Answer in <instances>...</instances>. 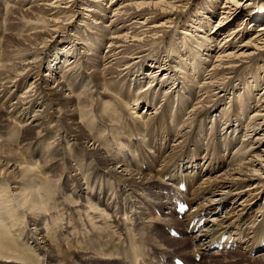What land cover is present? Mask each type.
<instances>
[{
  "label": "bare ground",
  "instance_id": "1",
  "mask_svg": "<svg viewBox=\"0 0 264 264\" xmlns=\"http://www.w3.org/2000/svg\"><path fill=\"white\" fill-rule=\"evenodd\" d=\"M39 1L43 6H39ZM87 1L90 5L86 8H95L89 10L94 14L88 26L97 30L96 37L87 35L94 43L89 48L77 42L88 40L85 37L87 29L83 31V35L78 25L79 21H83L80 18L82 14L79 7L84 4L80 0L31 1L27 5L30 6L28 11L21 9L28 0L18 2L0 0V37L5 31L9 33L0 45V87L4 88V91H0V129H5L0 130L2 131L0 132V264H37L38 261H44L46 264H63V261L68 260L69 264H158L170 263L175 257L184 258L188 264H223L222 259L212 258L211 252L217 251L214 254L221 253L225 256L233 253V248L224 247L220 251L212 247L216 240L222 239L225 235V245L233 239L231 243L236 242L238 247L243 238L250 255L263 253L264 87L260 94L258 90L264 80L259 76L262 71L264 74V0H250L253 1L254 8L246 16L247 22L252 27L258 26L257 32L247 42L242 44L236 42L237 36L239 38L241 33L247 34L249 30V26H243L241 23L245 12L240 10L239 0H227L229 6H223L224 12L221 14L223 19L218 25H211V32L208 31L211 20L207 15L211 13L204 14L203 10L208 12L209 7L216 6L218 0H213L207 8L204 7L203 10L202 7L199 8L198 15H204L192 24L194 29L191 25V29H185V33H182L184 42L177 44L174 41L171 44L172 54H165L166 58L160 57L156 50L161 46L167 47L166 37L171 36L173 32L172 29L167 31L166 25H175L171 15L181 9L180 6L185 0H162L154 3H148L146 0L142 2L110 0V7H105L103 4L108 0ZM195 4L196 0H192V7ZM17 9L29 19L27 21L19 19ZM97 9H100V12ZM110 10L112 17H108ZM141 20L142 23H139ZM153 20L166 22L164 25L160 23L153 25ZM231 27L233 28L229 30ZM241 27L240 32L234 31ZM197 33L201 36L192 39ZM160 34L162 37L159 36ZM222 36L224 39L221 44L217 45L212 41ZM106 43L112 49L109 55L101 57L98 64H92L91 60L87 59L88 52L99 50ZM180 44L183 46L179 47ZM184 44L187 45L185 53L180 51L181 47L186 46ZM202 56H205L204 60ZM167 59L169 64L165 62ZM51 62H56L59 67L56 64L52 66ZM75 64V68H70ZM61 67L65 68V73L57 78ZM91 68L92 73L87 76ZM45 69L47 74L44 73ZM78 81L84 82L87 87L81 97H76L78 94L72 95L80 89L76 85ZM218 91L224 93V97L216 95ZM240 91H244L246 96L238 95ZM10 93L11 96L12 93L14 95L21 93V95L18 102L11 106L12 112L5 113L3 108L7 105ZM84 94L87 96L83 99ZM255 94L261 95L258 96L259 99L255 98ZM161 98L165 99V103L161 102ZM89 110L94 111V118L97 121ZM252 110L254 112L250 115ZM186 115H190V123L184 122L180 126ZM230 115H233L234 121ZM44 117L46 121L43 122ZM173 118V124H169L165 131L166 140L156 143L155 148L150 147V150H155L151 161L154 157L159 159L161 148L163 152H167L169 149L167 145L170 142L179 140L182 145L180 144L178 151L170 160H167L169 156L165 158L161 165L162 169L157 170L156 176L147 175L144 172L149 170L151 172V161L145 159V152L138 137L145 139L149 128L155 126L165 128L168 121ZM27 119L29 122L25 126L23 123ZM205 120H211L215 129L208 128L209 123ZM202 122L206 130H211L209 141L213 140L210 145L206 144L209 149L211 148V152L205 155L209 172L207 178L197 185V195L193 198L201 203L184 213L187 233L183 234L184 228H182L180 238L183 240L179 241L181 245L177 247L178 242L171 238L174 237L172 235L174 225L169 222L170 219L168 220L167 217L161 220L153 219L162 222L155 227V224L149 220L143 222L142 215L147 212L146 210L150 212L149 209L165 211L159 210L154 204L162 207L167 204L165 207L169 208L175 205L173 212L177 216L180 215L175 202V200H183L180 197L183 191L179 190V185L185 184L189 189L192 184L195 186L200 181L201 175H205L206 172L203 170V164L201 165L203 158H199L203 150L201 146L204 145L202 141L208 135ZM85 124L90 130L84 127ZM148 124L152 126L149 127ZM198 125L203 126L199 131H197ZM55 127L59 128V132ZM110 127L114 128L113 131L117 136L112 135L109 131ZM53 128L52 136L45 133ZM233 132L238 133L242 139L238 134L235 138L231 137ZM42 136L43 138L59 137L58 142L54 143L57 160L50 161L55 162L51 177L50 173L42 175L39 167L32 168L33 162H28L25 156L20 157L23 150L35 152V142ZM121 137L134 139L130 145L133 151L123 153L118 150L113 158L114 147L122 145ZM66 138L72 139L73 148L63 145L61 139ZM237 140L241 143L242 150H251L249 162L244 164L245 166L240 165L237 169L213 177V171L225 167L226 154L224 156L223 154L235 146ZM151 141L154 144L155 138L149 133L148 143L150 144ZM80 152L85 157L92 158L93 167L85 175L87 184L93 183V175L99 172V167H102L107 175L103 176V180L108 190L112 179H115L127 188L138 187L134 190V194L132 191L131 194L128 193L127 198L132 199L134 196L139 198L144 195L149 199L146 201L145 199H105V191L99 192L102 182L100 177L98 182L93 184L100 198L95 199L90 194L87 200L83 190H74L75 185L81 182L84 167L79 164ZM118 156L120 160L125 158L130 166L139 168L138 171H132L136 174L131 173L124 166L125 161L122 163L118 160ZM60 160L66 165L59 163ZM145 163H148L146 169L143 168ZM74 164L77 166L75 167ZM57 168L59 170H56ZM64 168L67 170L66 175L58 173ZM186 170L193 174L188 180L183 175ZM63 177H72L67 181L70 185L68 186L70 196L66 199L70 201L67 203L60 200V204L68 213V222L73 231L80 230L81 222L71 213H78L76 207L84 199L89 205L94 202V205L105 207L101 210L104 213H109L108 211L113 213V215L107 214L109 220L102 218L101 223L98 224L93 222L95 218L89 219L94 226V237L88 234L87 238H81L76 234L74 240L68 242L66 247L64 244L66 240H61L54 235L55 233L50 232L59 225V219L53 214L56 209L45 211L46 205H53L59 201L54 200L59 198L55 195L54 183L64 180ZM157 177L162 178L159 180L161 184L159 190L156 189L155 184ZM167 177L170 181L165 180ZM79 198L82 200L77 201ZM227 203H230V208L224 212ZM123 207L130 211L122 210ZM138 209L141 210L140 214L137 212ZM21 212L27 216L26 225L21 226L23 229L19 232L15 230L11 234L12 227L20 226L24 221ZM162 212L150 214L161 218ZM41 213H43L42 217L50 220V225L47 231L44 228L40 232L36 225L41 223L35 221V216ZM221 213L222 215L219 216L218 214ZM202 219H205L204 224L197 227ZM103 221L116 226L130 225V230L124 233L122 239L119 236L121 232L113 229L116 237H120L117 242V239L110 235ZM169 223L172 229L167 230L166 227L169 225L166 224ZM25 226L27 228H24ZM147 228L158 242L163 241L161 246H155L146 240L144 235L147 233ZM134 232L139 236L137 241L129 236ZM191 233L195 235L187 242L186 236H190ZM106 238L110 240L104 242ZM82 242L84 244H81ZM101 242H104L103 248L96 249L97 244ZM57 243L61 245L60 248L51 247ZM93 250L100 252L104 258H99L100 254L94 255ZM37 252L40 254L38 260L34 258ZM247 252L242 257L246 260H240L238 257L228 263L262 264L264 262L262 256L264 254L254 260L251 256H247ZM197 253L205 256L201 263L196 262ZM69 254L73 255L71 259L68 258ZM191 254L192 257H189Z\"/></svg>",
  "mask_w": 264,
  "mask_h": 264
},
{
  "label": "rangeland",
  "instance_id": "2",
  "mask_svg": "<svg viewBox=\"0 0 264 264\" xmlns=\"http://www.w3.org/2000/svg\"><path fill=\"white\" fill-rule=\"evenodd\" d=\"M5 2L6 1H8V0H4ZM17 2L19 1V0H16ZM31 1H37V0H28V2H26V4H25V7H23V8H21L22 10L24 9V11H28V8H30V6H27V5H29L28 3L29 2H31ZM84 5H82V6H80L79 7V11L81 12V14H82V17H80V18H82V20L83 21H79V23H78V25H80V28H81V30H82V34H83V31L84 30H86L87 29V32H85V37H87L86 39H88V34H90V36H97V34H96V29L95 28H92V29H90L89 28V23H90V21L92 20V15L94 14L93 13V11H90L89 12V10H91L90 8H93V7H88V8H86L88 5H90L89 3H88V1L87 0H80ZM142 2V0H139V2ZM148 3H154L155 1L156 2H158V1H162V0H146ZM149 1H151V2H149ZM211 1H213V0H196V4H195V6L194 7H192V0H185L184 1V3L180 6L181 7V9L179 8L178 9V12L177 13H173L172 15H171V18H172V21L174 22V26H170V25H166V30L167 31H171V29H172V32H173V34L171 35V36H168V37H166V39H167V41H166V43H165V46H167V47H160V48H158L157 50H156V53H158V54H160V57H162V58H166L165 56L166 55H171L172 54V51H173V48H171V44L172 43H174V41H175V43L177 42V44H178V42H184V41H182V37H183V35H182V33L184 34L185 33V29H191L190 28V26L198 19V18H200V16L201 15H204L205 13L206 14H209V13H211V14H209V15H207V18H210L209 20H211V24H209V26H208V31L210 30V32H211V25H213V26H216V25H218L219 24V21L221 20V19H223V15H221L223 12H224V7H226V6H229V5H227V0H218V2H217V5L216 6H211V7H209V11L207 12V10H203V8L205 7V8H207V6H209V4H210V2ZM5 2H4V6H5ZM110 0H108V1H106L105 3H103L104 5H105V7H110ZM115 2V1H114ZM239 2H241V8H240V10L241 11H243V12H245V14L242 16V21H241V23H243V26H249V30H247V34H243V33H241L239 36V38H238V36L236 37L237 39H236V42H237V44L239 43V42H241V44L242 43H244V42H247L248 41V39H250V38H252V35L253 34H255V32H257V26L258 25H256V26H251V24H249V22H247L248 21V19H247V15L251 12V10H253V8H254V5L252 4L253 3V1H250V0H239ZM39 6H43L42 5V3H41V1H39ZM185 4V5H184ZM184 6V7H183ZM222 6V7H221ZM224 6V7H223ZM183 7V8H182ZM200 7H202V10L204 11L203 13L204 14H200V15H198L199 14V8ZM81 8V9H80ZM87 9V11L85 10V9ZM95 8H93V10H94ZM99 12H100V9H97ZM223 10V11H222ZM17 11H18V18L19 19H21V20H25V21H27L29 18H25L23 15H22V12H20L18 9H17ZM214 11H216L217 13H215ZM222 11V12H221ZM55 12V11H54ZM108 17H112V12H111V10L110 11H108ZM174 15V16H173ZM197 16H199V17H197ZM208 16H210V17H208ZM124 17L122 16V19H123ZM176 19V20H175ZM246 19V20H245ZM80 20V19H79ZM142 21L143 20H141V21H139V23H142ZM134 22V21H133ZM153 22H154V24L153 25H158L159 23L160 24H163L164 25V23L166 22V21H164V20H153ZM239 22V21H238ZM97 23H99V22H97ZM152 23V22H151ZM180 23V24H179ZM198 23V22H197ZM100 24V23H99ZM262 23H259V25H261ZM151 25V24H150ZM193 26V25H192ZM171 27V28H170ZM178 27V28H177ZM233 27H234V25H233ZM233 27H231V28H229V30L230 29H232ZM251 27V28H250ZM174 28V29H173ZM193 29H194V26H193ZM175 30V31H174ZM242 30V27H241V29L240 28H238V30H234V31H238V32H240ZM195 31V30H194ZM174 32H175V34H174ZM29 35L31 34V32H29L28 33ZM27 33H26V35H28ZM7 35H9V33L7 32V31H5V34H3L0 38V41H1V44L0 45H2L3 44V38H5ZM28 35V36H29ZM84 35V34H83ZM100 35V34H99ZM199 34L197 33V34H194L193 36H192V39L195 37L196 38V36H198ZM159 36H161L162 37V34H160ZM199 36H201V35H199ZM78 36H76V38H77ZM181 38V40H179ZM232 38H234V36L232 37ZM223 39H224V37L222 36V38L221 37H219V38H217V39H214V40H212L213 42H216L217 43V45H219V43L222 41L223 42ZM93 40L92 39H88L87 41H77L79 44L80 43H83V46H85V47H87V48H89V47H92V44H94L93 42H92ZM133 42H130V44H132ZM221 44V43H220ZM184 45H186V44H184ZM179 47L180 46H183V44H180V45H178ZM186 47H187V45L186 46H184V47H181L180 48V51L181 52H183V53H185V52H187L186 51ZM163 49V50H162ZM110 50H112L111 48H110V45L108 44V43H106V44H103L102 45V47H101V49H99V50H96V49H94V50H92V51H89L88 53H89V55H88V58L87 59H90L91 60V62H92V64H98V61H99V59L101 58V57H104V56H107V55H109V51ZM158 50H160V51H158ZM162 51V52H161ZM164 52V53H163ZM182 53V54H183ZM166 54V55H165ZM92 55V56H91ZM189 56V54L187 53V57ZM91 57V58H90ZM203 57V58H202ZM201 58H202V60H204V58H205V56H202ZM195 58H196V56H195ZM198 58H199V56H198ZM75 59V58H74ZM73 59V60H74ZM96 60V61H95ZM201 60V59H200ZM201 60V61H202ZM81 62H82V60H80ZM169 60L167 59L165 62H167L166 64H169L170 62H168ZM96 62V63H95ZM52 66L53 65H55L56 64V62H51L50 63ZM62 64V63H61ZM61 64H60V66H61ZM56 66H57V64H56ZM57 67H59V66H57ZM76 67V64L75 65H72L70 68H75ZM90 71V73L89 74H87V76H90V74L92 73V68L89 70ZM46 72V74H47V70L45 69V71H44V73ZM261 72V71H260ZM65 73V68H63V67H61L60 69H59V75L57 76V78H60L61 76H63V74ZM263 73V71L260 73V75L259 76H262L263 77V79H264V74H262ZM86 74V73H85ZM3 78V77H2ZM80 78V77H79ZM52 85H54V83L52 84ZM76 85H78L79 87H80V89L79 90H77L78 92H75V93H73L72 95L73 96H75V95H77L76 97H81L82 96V93L86 90L85 88H87L85 85H84V82H82V81H78L77 83H76ZM263 87H264V80L262 81V87H259V90H258V93L260 94L261 92H263ZM24 90V89H23ZM81 90H82V92H81ZM0 91H4V88H2V87H0ZM71 91H72V88H71ZM240 92H241V94H240ZM239 93H238V95H240V96H242V97H244V96H246L244 93V91H240ZM243 92V93H242ZM173 93H170V95H172ZM259 94H255V98L257 99H259V97L261 96V95H259ZM12 95L13 96H11V93L9 94V96H8V98H7V102H6V104L7 105H5V107L3 108L4 109V112L5 113H10V112H12V108H11V106H13V104L15 105V103H17L18 102V99H19V97H20V95H21V93H17V94H13L12 93ZM216 95H219V96H221V97H224V93H221L220 91H218L217 93H216ZM87 96V94H84L83 95V99L85 98ZM259 96V97H258ZM2 103H3V100L1 101ZM161 102H163V103H165V99L164 98H161ZM160 102V103H161ZM143 108V107H142ZM141 108V110H143ZM229 108V106L227 107V109ZM174 109V108H173ZM177 109V107H175V110ZM231 109V108H230ZM255 110V109H254ZM254 110H252V112H250V115H252L253 114V112H254ZM89 112L91 113V116L94 118L95 117V114H94V111L92 110H89ZM88 112V113H89ZM173 112H175V111H173ZM175 115V114H174ZM173 115V116H174ZM230 116H232V121H234L233 120V115H230ZM189 117H190V115H186V116H184V118L182 119V122H181V124H180V126H182L183 125V123L184 122H186V123H190V121H191V119H189ZM191 118V117H190ZM46 118L44 117L43 119H42V121L44 122V121H46L45 120ZM96 121H97V119L96 118H94ZM205 121H207L208 123H209V127L208 128H211L212 127V122H210L211 120H205ZM246 121V120H245ZM28 122H29V119H27L23 124L26 126L27 124H28ZM87 122V121H86ZM173 122H174V118L171 120V121H168V123L166 124V126H165V128H162V127H153V128H149L148 129V131L149 132H147L146 134H145V139H142V138H139L138 137V140H140L139 141V143L141 142L142 144V146H143V149H144V152H145V156H146V158L145 159H147L148 161H151L152 160V154H154L153 152L155 151H153V150H150V147H153V148H155L156 146H155V144L156 143H161L162 141L164 142L165 140H166V136H165V131H166V129H168V126H169V124H173ZM87 124H88V122H87ZM202 124H203V126H204V130L207 132V138H205L203 141H202V143L204 144L203 146H201V147H203V150L201 151V156H199V158H203V160H201V165L203 166V170L205 171L206 170V172H205V175H201V177H200V181L199 182H197L196 184H195V186H193V184H192V182H191V187L189 188V189H187L186 191H183V194H182V196L189 202V200H191L190 202H189V204L191 205V203H192V205H191V210H192V208L194 209V208H196L198 205H199V203H201L200 201H198V200H193V198H195V196L197 195V191H196V188H197V185L199 184V183H201L205 178H207L206 177V175H207V173L209 172L208 170H209V166H207V158H206V154L207 153H210L211 151H210V149L206 146V144L208 145H210L211 144V142L213 141H209V131H211V130H206L205 129V125H204V123L202 122ZM86 126V127H85ZM148 126L149 127H151L152 126V124H148ZM180 126H178V127H180ZM203 126H201V125H198V127H197V131H199L200 130V128H202ZM84 127L85 128H87L88 126L85 124L84 125ZM135 127H137L136 125H135ZM89 128V127H88ZM87 128V129H88ZM213 129H215V127H212ZM217 128V127H216ZM55 129H56V131L57 132H59V128L58 127H55ZM0 130H5V129H0ZM89 130H90V128H89ZM114 130V128L113 127H110V129H109V131L112 133V135H114V136H117V134L113 131ZM1 133H2V131H0ZM46 134H49V136H52L53 135V133H54V128L53 129H51V130H48L47 132H45ZM149 133H150V135H152L154 138H155V142H154V144H153V142L151 141L150 142V144H152V145H150L149 143H148V136H149ZM22 134L24 135V130L22 131ZM58 134V136H60L59 135V133H57ZM233 134V136H231V137H233V138H235L236 136H237V134H235V132H233L232 133ZM38 135V134H37ZM238 136H239V138L240 139H242L241 137H240V135L238 134ZM137 138V137H136ZM152 138V137H151ZM58 140H59V137H54V138H51V137H47V138H43V136L40 138V139H38L36 142H35V146H36V151L35 152H32V151H28V152H26V151H22L21 153L22 154H20V157H26V159H27V161L28 162H33L32 163V165H31V167L32 168H36V167H39L40 169H41V174L42 175H48V173H50L49 174V176L51 175H53V170H54V168H55V162H56V160H57V158H56V156H55V154H54V152H55V145H54V143L56 144L57 142H58ZM72 140V139H71ZM71 140H70V138H66V139H64V140H62L61 139V141H62V143H63V145L65 146V147H70V148H73L74 147V145H72L73 143L71 142ZM120 140H121V146L120 147H114V149H113V158H114V156L117 154V152H118V150H120L121 152H126V151H128V152H131V151H133V148H131V141H134V139H132V138H129V139H123L122 137L120 138ZM238 141V140H237ZM92 142H93V144H95V142L92 140ZM50 143V144H49ZM110 142L108 141V144H109ZM240 142L238 141L237 142V144L235 145V146H233V147H231V149L230 150H227L224 154H223V156L226 154V157H225V163L226 164H224V166L225 167H222V168H220L219 170H216V171H213V177L214 176H220V175H222L223 173H228V172H230V170H232V169H234V168H238V167H240V165H242V166H245L244 164H246V163H248L249 162V154L251 153L252 154V152H251V150L250 151H247V149H243L242 150V145H241V143L239 144ZM180 144L182 145V142H180L179 140L178 141H175V142H170L169 143V145H167V147H169V149H168V151L167 152H163L162 151V148H161V150H160V154H159V159H156L155 157H154V159H153V161H151L150 162V164H151V167H152V170H151V172H150V170H149V172L148 171H145L144 173L145 174H147V175H151V176H156L155 174H156V172H157V174H158V171L157 170H161L162 169V167H161V165H162V163H163V161L165 160V158H167V156H169L168 158H167V160H170L175 154L174 153H176L177 151H178V149H179V146H180ZM38 145H40V146H38ZM205 146H206V148H205ZM44 148H46V149H44ZM157 148H158V146H157ZM241 148V149H240ZM22 149H23V147H22ZM239 151H238V150ZM50 150H51V152H50ZM210 151V152H209ZM246 151H247V154H246ZM198 152V151H197ZM82 152H80V156H79V164H81V165H83L84 167H83V173H85L84 175H83V173L81 174V182L80 183H78L77 185H75V187H74V190H76V191H80V190H83L84 191V194H85V198H87V200H89L88 199V195H90V194H92L93 195V198H95V199H99L100 198V196H99V193L97 194V189H94L93 188V184H95V183H97L98 182V180H99V178L100 177H102V182H101V187H100V190H99V192L102 190V191H105V199H109V200H144L145 199V201L146 200H148L149 199V197H145L144 195L143 196H141V197H133L132 199L131 198H127V195H128V193L129 194H131V191H132V193L134 194V190H137L138 189V187H125V186H123L121 183H118V181L117 180H115V179H112V181H111V185H110V190H108L107 189V187H106V184H105V181L103 180V176H107L106 175V173H105V170L102 168V167H99V172L98 173H95L94 175H93V179H94V181H93V183L91 184V185H89V184H87L86 183V181H85V175L89 172V169H92V167H93V165H92V162H91V159L92 158H87V157H85L84 156V154H81ZM127 153V152H126ZM236 153V154H235ZM22 155V156H21ZM161 155H162V158H161ZM243 155V156H242ZM246 155V156H245ZM46 157V158H45ZM238 157V158H237ZM244 157V158H243ZM247 157V158H246ZM56 158V159H55ZM116 158V157H115ZM251 158V157H250ZM44 159V160H43ZM53 159V160H52ZM43 160V161H42ZM118 160H120V158H119V156H118ZM166 160V161H167ZM44 163H42V162ZM52 161H55V162H53V163H51ZM120 161H122V163H124V161H125V163L126 164H124V166L127 168V169H129L130 171H131V173H133L132 171L133 170H135V171H138L139 170V168H134V167H132V166H130L129 164H127V163H129L125 158H124V160H120ZM35 162V163H34ZM47 162H48V164L50 163V164H52V165H48L47 164ZM59 163H61V164H63V165H66L62 160H60V161H58ZM38 163V164H37ZM46 163V164H45ZM190 163V162H189ZM35 165V167H34V165ZM147 164L148 163H145V164H143V168L144 169H146V167H147ZM234 165V166H233ZM74 166L76 167L77 165L76 164H74ZM47 167V168H46ZM133 168V169H132ZM77 169V168H76ZM56 170H59L58 168L56 169ZM85 170V171H84ZM189 170V169H188ZM188 170H186V171H184V173H183V175L187 178V179H189L192 175V173H189L188 172ZM144 171V170H143ZM142 171V172H143ZM44 172V173H43ZM66 172H67V170L64 168V169H61L60 170V172H58V173H62V174H65L66 175ZM147 172V173H146ZM135 173V172H134ZM133 173V174H134ZM136 174V173H135ZM64 175V176H65ZM163 175V174H162ZM50 176V177H51ZM136 176V175H135ZM140 176V175H139ZM55 178V177H54ZM53 178V183H54V181H55V179ZM64 178V177H63ZM70 179H72V177H66V178H64V180L62 179V180H60L59 181V183H57V182H55L54 184L56 185V194L55 195H57L59 198H57V199H54V200H59L58 202H55L53 205H46L45 206V211L46 210H52V209H56V210H54V212H53V214L55 215V217H57L58 219H59V225L58 226H56V228H53L54 230H52V231H50L51 233H55L54 235L55 236H57V237H60V239L61 240H66L65 242H64V244H66L65 245V247L67 246V244H68V242H71V241H73L74 240V238H75V236H76V234L77 235H79L81 238H83V237H88L87 235L89 234V235H93V237H94V234H95V231H94V226H93V224H92V222L89 220V219H92V218H95L94 220L95 221H93L94 223H96V224H98V223H101V220H102V218H106L107 220H109L108 219V217H107V214H111V215H113V213L111 212V211H108L109 213H104L103 211H101V210H103L105 207H103V206H97V205H94V202H91L90 203V205L88 204V202H86L85 200L86 199H84L83 200V202L81 203H79L78 205H77V207H76V209H77V211H78V213L77 212H74V213H71V215L75 218V219H80V222H81V228H80V230L79 229H77V231H73V229H72V226H71V224L68 222V213L66 212V210H64L63 208L64 207H62L61 206V204H60V200H64L65 202H67V203H69V201L70 200H68V199H66L68 196H70V193L68 192V186L70 187V185H68V180H70ZM160 179H162L161 177H157V182H155V184H156V189L157 190H159V187H160V182H159V180ZM171 179V178H170ZM165 180L166 181H170L169 180V178L167 177V178H165ZM196 182V181H195ZM88 186V187H87ZM121 186V187H120ZM87 187V188H86ZM124 190H123V189ZM127 190V191H126ZM84 196V195H83ZM63 197V198H62ZM82 198V197H81ZM81 198H79L77 201H81L82 199ZM142 198V199H141ZM191 198V199H190ZM77 199V198H76ZM152 200H155V198L153 199L152 198ZM151 201V200H150ZM151 202H153V201H151ZM150 202V203H151ZM154 203V202H153ZM60 205V206H59ZM154 205H156L157 207H158V209L159 210H165L164 212H162V216H161V218L160 217H158V216H154V215H152L154 212L156 213H158V214H161V212H158V211H154V210H152V209H149V211L150 212H148V210H146L147 212H145L143 215H142V217L144 218L143 219V222H145V220H149V221H151V222H153L154 224H155V227L156 226H158V224L159 223H162V222H156V221H153V219H158V220H161V219H163L164 217H167L168 218V220H169V222L171 221V223H172V225H174V226H172L171 225V223H169V224H166V225H169V226H172V228H176V229H180V230H178L179 232H181V230H182V228H184V232L182 231V233L183 234H186L187 233V230H186V221L184 222V218L183 217H181V216H177V215H175V213L173 212V207H175V205H173L172 206V208H169V207H165V206H167V204L164 206V207H162V206H159L158 204H154ZM227 206V207H226ZM226 206L224 207V209H223V211L225 212V210H229L228 208H230V203H227L226 204ZM140 207V206H139ZM162 207V208H161ZM57 208H59V209H57ZM82 210H81V209ZM141 208V207H140ZM125 209H128V208H125V207H123V209L122 210H125ZM107 210V209H106ZM129 210V209H128ZM191 210H189V211H191ZM44 211V212H45ZM88 211V212H87ZM130 211V210H129ZM141 210H137V212L139 213ZM188 211V212H189ZM223 211H222V213H223ZM43 212V213H44ZM166 212H167V214H166ZM22 214H23V216H24V212H21ZM43 213H41V214H37L36 216H35V221H38V222H40L41 224L40 225H36V227H37V229L38 230H40V232H41V229H44L45 228V230L47 231L48 230V228H49V225H50V220H48V219H46V218H44V217H42L43 216ZM81 213V214H80ZM150 213H152V214H150ZM222 213L221 214H218L219 216H221L222 215ZM84 214V215H83ZM140 214V213H139ZM89 215V216H88ZM91 216H93V217H91ZM98 216H101V217H98ZM80 217V218H79ZM90 217V218H89ZM146 218V219H145ZM61 219V220H60ZM24 221L22 222V224L20 225V226H17V227H12V229H11V234L16 230H18V232H19V230L20 229H23V228H21V226L23 227L24 225H26V221H27V216H24V219H23ZM48 221V222H47ZM126 223H127V221H126ZM103 224L107 227V229H108V232L110 233V235H112L114 238H116L117 239V242H118V239L120 238H118V237H116V234H115V232L113 231V229H115V230H117V231H120L121 232V234L119 235V236H121V238L123 239L124 238V233L125 232H127L128 230H130V225H122V224H120L119 226H116L115 224H113V225H111L110 224V222L109 223H106V221H103ZM108 224V225H107ZM164 224V223H163ZM83 225V226H82ZM245 225V224H244ZM99 226H100V224H99ZM168 226V227H169ZM168 227H166V229L168 230ZM14 228V229H13ZM24 228H27L26 226L24 227ZM87 228V229H86ZM112 228V229H111ZM86 229V230H85ZM156 229V228H155ZM82 230V231H81ZM148 230V228L146 229V232L147 233H145V238H146V240H149L152 244H154L155 246H161V244L163 243V241H162V243H160V242H158L154 237H152V235L147 231ZM157 231H160V230H158V229H156ZM89 232V233H88ZM161 232V231H160ZM75 235H74V234ZM61 234V235H60ZM133 234V235H132ZM86 235V236H85ZM166 235V234H165ZM188 235V234H187ZM195 235V233H191V235L190 236H186V241L188 242V240H190V239H192V237ZM230 235H231V233H230ZM131 238H135L136 240H134V241H137L138 240V238H139V236H138V234L137 233H131L130 235H129ZM12 237H13V235H12ZM14 238V237H13ZM65 238V239H64ZM155 240H154V239ZM171 238H173L174 240H176V242H178L176 245H177V247H179L180 245H181V243L179 242V241H181V240H183V239H181V238H174V237H171ZM68 239V240H67ZM110 240V238H106L105 240H104V242H106V241H109ZM125 241L127 242V239H125ZM104 242H101V243H99V244H97V248L96 249H98V250H100L101 248H103V243ZM81 244H84L83 242L81 243ZM165 244V243H164ZM54 246H56V248H60L61 247V245L59 244V243H57V244H55V245H51V247H53V248H55ZM58 246V247H57ZM168 247H170V245H167ZM100 248V249H99ZM170 248H172V247H170ZM91 250L90 248H87V250ZM94 252H92V253H94V255H98V254H100V252H96L95 250H93ZM168 251H170V250H168ZM248 251V247H247V245H246V243H243V244H241L240 245V247L238 248V249H236V250H234L233 251V253H229V254H227L226 256H228L227 258V261H225L226 260V256L225 255H223V254H219V253H217V254H214V252H217V251H212L211 252V256H212V258H214V257H216V258H218V259H222L223 260V264H232V263H228L230 260L231 261H235L236 259H238V257H239V259L241 260H246L245 258H242V257H244L243 255H246V252ZM235 252V253H234ZM248 253V252H247ZM262 254H264V252L262 253V252H260V253H258V254H256V255H254L255 256V258H253L254 256L251 254H249L248 253V255L247 256H251V258L252 259H256V257H258V256H260V255H262ZM36 256H37V258H36ZM57 256V255H56ZM72 256L73 255H71V254H69L68 255V258L69 259H71L72 258ZM262 256H264V255H262ZM58 258H60L59 256H57ZM99 258H104V256H102L101 254L98 256ZM189 257H192V254L189 256ZM241 257V258H240ZM36 260H38V259H40V254L37 252L36 253V255H35V257H34ZM205 258V256H203L202 255V253H201V258L200 259H197V263H201V261L203 260ZM2 259V258H1ZM233 259V260H232ZM252 259H248L249 261H251ZM192 261H193V259H192ZM224 262H226V263H224ZM37 264H46L44 261L42 262V261H38V263ZM54 264V263H53ZM59 264H62V263H59ZM63 264H69V260L68 261H63ZM216 264H218V263H216ZM262 264H264V262L262 263Z\"/></svg>",
  "mask_w": 264,
  "mask_h": 264
}]
</instances>
